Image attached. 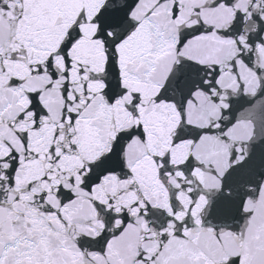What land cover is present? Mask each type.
Listing matches in <instances>:
<instances>
[{
  "label": "snow or ice",
  "instance_id": "1",
  "mask_svg": "<svg viewBox=\"0 0 264 264\" xmlns=\"http://www.w3.org/2000/svg\"><path fill=\"white\" fill-rule=\"evenodd\" d=\"M0 264H264V0H0Z\"/></svg>",
  "mask_w": 264,
  "mask_h": 264
},
{
  "label": "water",
  "instance_id": "2",
  "mask_svg": "<svg viewBox=\"0 0 264 264\" xmlns=\"http://www.w3.org/2000/svg\"><path fill=\"white\" fill-rule=\"evenodd\" d=\"M261 131V129L259 127H257V133L259 134Z\"/></svg>",
  "mask_w": 264,
  "mask_h": 264
}]
</instances>
